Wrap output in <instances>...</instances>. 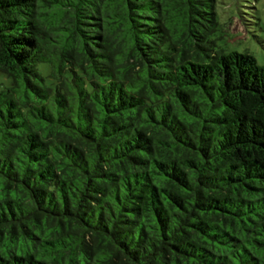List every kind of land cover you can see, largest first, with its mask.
I'll return each mask as SVG.
<instances>
[{"label":"trees","instance_id":"1","mask_svg":"<svg viewBox=\"0 0 264 264\" xmlns=\"http://www.w3.org/2000/svg\"><path fill=\"white\" fill-rule=\"evenodd\" d=\"M219 3L0 0V264H264V64Z\"/></svg>","mask_w":264,"mask_h":264},{"label":"rangeland","instance_id":"2","mask_svg":"<svg viewBox=\"0 0 264 264\" xmlns=\"http://www.w3.org/2000/svg\"><path fill=\"white\" fill-rule=\"evenodd\" d=\"M218 45L228 51L249 52L264 64V0H220ZM49 76L51 65H40Z\"/></svg>","mask_w":264,"mask_h":264}]
</instances>
